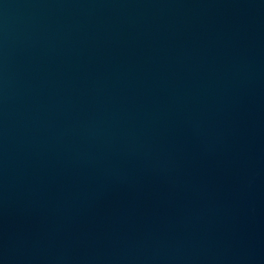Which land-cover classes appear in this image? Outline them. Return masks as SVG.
<instances>
[{
	"label": "water",
	"instance_id": "obj_1",
	"mask_svg": "<svg viewBox=\"0 0 264 264\" xmlns=\"http://www.w3.org/2000/svg\"><path fill=\"white\" fill-rule=\"evenodd\" d=\"M0 264H264V0H0Z\"/></svg>",
	"mask_w": 264,
	"mask_h": 264
}]
</instances>
